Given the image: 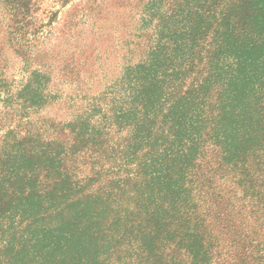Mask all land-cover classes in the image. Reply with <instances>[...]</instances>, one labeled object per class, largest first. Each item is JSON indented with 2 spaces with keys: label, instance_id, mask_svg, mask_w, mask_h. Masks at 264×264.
I'll return each instance as SVG.
<instances>
[{
  "label": "trees",
  "instance_id": "16d2710c",
  "mask_svg": "<svg viewBox=\"0 0 264 264\" xmlns=\"http://www.w3.org/2000/svg\"><path fill=\"white\" fill-rule=\"evenodd\" d=\"M47 1L0 0V264H264V0H86L98 92L33 66Z\"/></svg>",
  "mask_w": 264,
  "mask_h": 264
},
{
  "label": "rangeland",
  "instance_id": "374dc122",
  "mask_svg": "<svg viewBox=\"0 0 264 264\" xmlns=\"http://www.w3.org/2000/svg\"><path fill=\"white\" fill-rule=\"evenodd\" d=\"M86 6V0H74L64 7H61L58 3L48 0L45 2L38 11V24H41V31L39 35L41 40H37V48L40 54L36 57L33 66L39 60L46 62V65L50 67L54 74H59L63 71V61L65 58L70 62L69 66L73 64L76 66V70H79V86L81 92H88V89L98 92L101 87V81L103 80V74L113 75L116 70V64L118 62L117 56L119 50L114 47L119 43L117 38H114L112 34L106 37L103 41L94 39L89 30V27H85L78 23L76 27L70 26V18L74 14H80L83 7ZM57 11L56 18L49 20V11ZM126 17V21L121 23L119 27V35L125 37L128 28L131 26L132 18ZM97 48V49H96ZM101 53L102 58L96 60V52ZM37 54V53H36ZM100 55V54H99ZM104 57H107L106 59ZM72 60V61H71ZM101 67H98V65ZM19 66L18 61L15 62L14 69ZM9 70L10 73L14 69ZM71 69V68H69ZM19 76H16L18 78ZM49 114L57 118H62L66 113L65 104L61 103L53 106L48 110ZM85 159V158H84ZM83 162H85V160ZM88 161V160H87ZM86 161V162H87ZM90 162V161H89ZM87 167L80 166L79 164V178L82 174H89V163Z\"/></svg>",
  "mask_w": 264,
  "mask_h": 264
}]
</instances>
